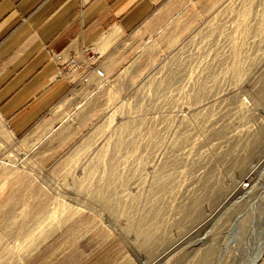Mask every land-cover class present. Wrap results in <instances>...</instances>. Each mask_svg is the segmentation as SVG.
Here are the masks:
<instances>
[{"label": "rangeland", "instance_id": "1", "mask_svg": "<svg viewBox=\"0 0 264 264\" xmlns=\"http://www.w3.org/2000/svg\"><path fill=\"white\" fill-rule=\"evenodd\" d=\"M84 57L0 122V264H264V0H163Z\"/></svg>", "mask_w": 264, "mask_h": 264}, {"label": "crops", "instance_id": "2", "mask_svg": "<svg viewBox=\"0 0 264 264\" xmlns=\"http://www.w3.org/2000/svg\"><path fill=\"white\" fill-rule=\"evenodd\" d=\"M162 1L0 0V122L4 130L25 134L72 89L73 79L64 67L70 56L84 60L90 49L104 56ZM83 72L78 76L81 81L90 77L85 75L87 69Z\"/></svg>", "mask_w": 264, "mask_h": 264}, {"label": "built area", "instance_id": "3", "mask_svg": "<svg viewBox=\"0 0 264 264\" xmlns=\"http://www.w3.org/2000/svg\"><path fill=\"white\" fill-rule=\"evenodd\" d=\"M71 64H72V66H76L77 62L76 61H72ZM96 74H98L100 76H104L103 71H97ZM85 81H87V80L85 79Z\"/></svg>", "mask_w": 264, "mask_h": 264}, {"label": "bare ground", "instance_id": "4", "mask_svg": "<svg viewBox=\"0 0 264 264\" xmlns=\"http://www.w3.org/2000/svg\"><path fill=\"white\" fill-rule=\"evenodd\" d=\"M96 76H97V77H103V76H100V75H98V74H96ZM254 259H255V258H254ZM256 260H257V259H256ZM253 262H254V261H253Z\"/></svg>", "mask_w": 264, "mask_h": 264}, {"label": "water", "instance_id": "5", "mask_svg": "<svg viewBox=\"0 0 264 264\" xmlns=\"http://www.w3.org/2000/svg\"><path fill=\"white\" fill-rule=\"evenodd\" d=\"M254 264H256V261H254Z\"/></svg>", "mask_w": 264, "mask_h": 264}]
</instances>
